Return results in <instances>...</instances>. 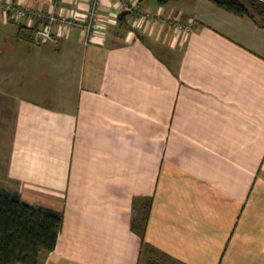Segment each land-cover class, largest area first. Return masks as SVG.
Here are the masks:
<instances>
[{
	"label": "crops",
	"instance_id": "0c3cea01",
	"mask_svg": "<svg viewBox=\"0 0 264 264\" xmlns=\"http://www.w3.org/2000/svg\"><path fill=\"white\" fill-rule=\"evenodd\" d=\"M130 2L84 43L91 0H0V190L63 214L40 264H264V29ZM51 14L79 26L18 37Z\"/></svg>",
	"mask_w": 264,
	"mask_h": 264
},
{
	"label": "trees",
	"instance_id": "16d2710c",
	"mask_svg": "<svg viewBox=\"0 0 264 264\" xmlns=\"http://www.w3.org/2000/svg\"><path fill=\"white\" fill-rule=\"evenodd\" d=\"M210 1L235 16L250 17L264 29V0ZM35 30L19 26L18 37L32 42ZM63 223L62 213L32 206L17 193L0 190V264H40L43 255L55 250ZM145 224L139 229L141 236Z\"/></svg>",
	"mask_w": 264,
	"mask_h": 264
},
{
	"label": "built area",
	"instance_id": "2783aa9c",
	"mask_svg": "<svg viewBox=\"0 0 264 264\" xmlns=\"http://www.w3.org/2000/svg\"><path fill=\"white\" fill-rule=\"evenodd\" d=\"M118 1L121 8L132 11L130 8L131 5L130 0H118ZM99 8H100V0H91L89 11L85 17L83 24L80 26L78 25L74 17L67 18L65 16L56 17L54 14L48 15L45 18L44 24L34 31L32 35V43L35 46H46L50 43L56 42L53 36V25L58 21L61 23V25L64 28H73L79 26L82 33L83 42L84 43L92 42L93 31L98 26ZM16 14L17 16L24 15L22 11H17ZM144 14L145 16L150 15V13L148 12H145ZM175 24L178 29L180 30L183 29L186 32H189V30L191 29V24H187L186 26L178 24V22H175Z\"/></svg>",
	"mask_w": 264,
	"mask_h": 264
},
{
	"label": "water",
	"instance_id": "95a60500",
	"mask_svg": "<svg viewBox=\"0 0 264 264\" xmlns=\"http://www.w3.org/2000/svg\"><path fill=\"white\" fill-rule=\"evenodd\" d=\"M130 12H131L130 10H125V11L121 12V13L119 14V18H120V19H123L124 17H126L127 15H129Z\"/></svg>",
	"mask_w": 264,
	"mask_h": 264
},
{
	"label": "rangeland",
	"instance_id": "374dc122",
	"mask_svg": "<svg viewBox=\"0 0 264 264\" xmlns=\"http://www.w3.org/2000/svg\"><path fill=\"white\" fill-rule=\"evenodd\" d=\"M144 260V259H143ZM142 260V263L141 264H144V261Z\"/></svg>",
	"mask_w": 264,
	"mask_h": 264
}]
</instances>
